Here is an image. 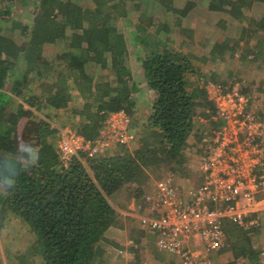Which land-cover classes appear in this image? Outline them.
Returning a JSON list of instances; mask_svg holds the SVG:
<instances>
[{"label": "trees", "instance_id": "16d2710c", "mask_svg": "<svg viewBox=\"0 0 264 264\" xmlns=\"http://www.w3.org/2000/svg\"><path fill=\"white\" fill-rule=\"evenodd\" d=\"M10 1L0 0L1 19L10 18ZM129 1L93 0L94 6L84 7L79 0H36L34 22L19 24L26 37L23 43L0 28V229L8 217L18 218L35 236L30 255L40 257L36 264H97L107 231L119 223L120 210L133 202L140 206L146 198L151 173L164 166L184 172L189 139L197 128L210 131V137L196 135L193 147L200 144L203 149L225 123L207 88L209 83L226 87L217 71L206 74L193 55L168 46L158 49L142 37L133 40L143 46L142 51L132 52L130 37L116 24L119 18L127 19ZM208 1L211 11L245 24L243 36L260 37L242 58L264 54V12L259 17L245 12L264 0ZM157 2L165 13L182 18L197 6V0H187L182 7L176 6V0ZM225 21L220 19L217 25L227 29ZM47 44L62 49L48 58ZM240 48V39L218 41L210 57H233ZM132 53L137 72L130 64ZM90 64L109 75L95 77ZM240 86L241 93L252 92ZM144 87L155 96L137 149L120 144L109 156L85 161L75 157L68 167L62 163L57 149L60 132L50 114L68 108L73 91L83 101L72 109V116L80 117L75 129L96 139L109 113L125 110L135 115L137 94ZM203 118L206 123L201 124ZM245 242L240 252L249 249L252 255L250 240Z\"/></svg>", "mask_w": 264, "mask_h": 264}, {"label": "built area", "instance_id": "2783aa9c", "mask_svg": "<svg viewBox=\"0 0 264 264\" xmlns=\"http://www.w3.org/2000/svg\"><path fill=\"white\" fill-rule=\"evenodd\" d=\"M207 88L225 123L199 167L203 181L182 189L171 173L156 182L148 213L140 217L142 228L156 235L158 249L176 255L180 264H215L213 252L226 246L225 221L259 227L257 214L264 211V121L249 111L250 98L237 87ZM131 122L125 110L109 113L96 139L64 128L57 141L60 160L67 167L74 157L83 161L116 145L130 146L137 138ZM261 257L264 264V250Z\"/></svg>", "mask_w": 264, "mask_h": 264}, {"label": "rangeland", "instance_id": "374dc122", "mask_svg": "<svg viewBox=\"0 0 264 264\" xmlns=\"http://www.w3.org/2000/svg\"><path fill=\"white\" fill-rule=\"evenodd\" d=\"M35 1L36 0L10 1L9 4L12 8L10 18L1 19L0 17V28L2 29V33L4 35L9 36L19 44L24 42L26 37L23 36L22 26H19V24L21 23L22 25H25L34 22L36 9ZM79 1L82 5H84V7L94 6L93 0ZM186 1L187 0H176L175 4L177 7H182ZM138 2L141 4L136 6ZM158 5L159 3L157 0L129 1V15L127 16V19L119 18L116 21L118 28L122 32H126L128 37H130L129 43L132 52L135 50L142 51L141 48L143 49V46H138L136 42H134L136 38L142 37L147 40L149 45L155 44L158 46V49H163L168 46L169 48H174L183 53L193 55V61L203 69L204 73L207 74L210 71H217L219 73L221 77L220 79L226 84L225 89L228 91H230L231 88L234 89L236 87L240 91V83L248 88H252V92H249L248 94L249 96L246 95L250 98L249 111L252 113H258V117L264 121V54L259 56L257 59H254L253 56H250L248 59L242 58L243 51H246L248 47L253 48L260 37L254 36V38H249L247 35L243 36L241 28L245 24L242 25V23L233 19L229 14L211 11L209 9L208 0H197V6L184 18L177 15L175 16L172 12L165 13V11L162 8H159ZM245 12L249 16L259 17L264 12V3L256 2L251 9H245ZM151 17L153 18L152 22L150 20ZM178 17H181V23L177 22L179 19ZM220 19L226 20L225 22L228 26L227 29L217 25V22ZM138 24L143 25L144 29H140ZM166 26L170 27V31H166ZM227 39H240L241 48L239 51L233 57L228 55L222 60L211 59L210 50L212 49L214 43ZM61 49L62 47L58 44H47L45 46L44 53L48 58H54L55 54ZM129 60L133 70L137 72V64L135 62L136 56L134 53H132V56L129 57ZM89 72L93 73L95 77L109 75L108 70L102 69L96 64H90ZM33 87H35V85H33ZM73 94V100L68 108L61 109L59 111H52L50 114V121L53 127L58 129L59 132L66 127L75 129L76 124L80 119L79 116H72V109L83 105V101L76 91H73ZM154 96L155 94L146 87H144L143 90L137 94L138 101L135 115H129L133 126L130 127L131 131L136 133L137 137L136 141L128 147L131 151H134L140 146L138 136L141 138V129L143 124L146 122L148 110ZM19 101L22 100L19 99ZM41 114L45 116V112H42ZM200 121L201 124L206 123L205 118ZM199 127L197 128L198 130L195 135L189 139L190 146L186 150L188 159L184 172L172 171L169 167L165 166L160 169H155L154 172L151 173V180L147 185V192H149L147 195L149 197L153 195L156 182L169 176L171 173H174L177 176L175 180L177 184L178 181H181V178H185V176L190 177L191 179L188 182V185L192 184L197 186L199 184H195V182L197 183L199 182V179H201L199 167L207 154L209 146L208 148L203 147V149H201L200 144L196 147H193V145L196 144L198 139L196 135L199 133H205V135L210 137V131H207V127L203 130H199ZM220 129H218L217 132ZM112 153H114L113 150L109 151L106 155L109 156ZM85 159H83V161H85ZM185 183L186 181L182 184V186H186ZM139 207L140 208L135 210L133 208L129 209L130 213H126V217L124 214L121 216L124 218L123 224H128V228L129 226L132 228H136L138 225L139 227L141 226L140 217L145 216L148 213L146 209L148 207L147 196L143 199V201H141ZM140 209L142 211H140ZM137 212L140 215L139 217L134 216ZM259 220L260 225L256 229V233L251 236V240L252 246L257 249L263 248L264 250V215L261 216ZM143 230L146 233V230ZM34 241L35 236L27 230L26 226L18 218L14 216L8 217L5 221V226L3 229H0V264L40 263V257L30 255V246L33 245ZM105 246L109 245L105 244ZM123 247L125 248H116L117 250L114 249V251H116L117 255L121 258L123 257V259H126L124 257L130 256L126 253L127 247ZM109 249L110 247H108V250ZM140 259L141 261L143 260V264H146V258ZM124 261L125 264H128L131 260L128 262L126 260ZM108 262L110 263V261ZM104 263H107V261L101 259L97 264Z\"/></svg>", "mask_w": 264, "mask_h": 264}, {"label": "crops", "instance_id": "0c3cea01", "mask_svg": "<svg viewBox=\"0 0 264 264\" xmlns=\"http://www.w3.org/2000/svg\"><path fill=\"white\" fill-rule=\"evenodd\" d=\"M151 106H152V101H151ZM151 106L149 107L148 110V116L151 111ZM118 147L119 146H114L112 150L113 151L117 150ZM202 178L203 177H201V179H199V182L197 183L194 181L195 184L199 183L197 186H199L203 181ZM190 180H191L190 177H186V176L185 178H181L182 182L178 181L177 179L178 184L181 183L180 184L181 186L185 181H186L185 184L187 186ZM186 186H182L181 188L183 189ZM147 197L149 196L147 195ZM131 208L135 210L140 207L137 202H133L129 206V209ZM129 209L120 210L121 215H120L119 223L116 226L111 227L105 235V240L103 241L104 252L101 258L107 261V263L104 264H125L124 260H126L127 262L131 260L129 261L128 264H143L142 263L143 260L141 261L140 258H146L145 260L146 264H180V260L176 255H173L171 253H166L158 249L156 245L155 234L148 231H146L145 233L144 230L141 228V226L139 227V225L136 228H132L131 226H129L128 228V224L126 225L123 224L124 218H122L121 216L124 214V216L126 217L127 215L125 214L130 213ZM146 209L148 211V208ZM140 211L142 210L140 209ZM257 215L258 218H261L260 216L264 215V211L258 213ZM134 216L139 217L140 215L137 212ZM224 226L226 231V246L220 251L213 252L212 256L215 264H261V260H262L261 252L263 248L257 249L254 246H252V248L254 249V253L252 255L250 254L249 249L245 250L246 252L245 254H242L240 252L241 251L240 249L241 247H243V244L246 246L245 241L250 240L252 245L251 236L256 232L253 231L251 234V232H248V229H245L229 220L225 221ZM105 244L109 246H105ZM123 246L127 247L126 253L127 255L130 256V257H124L126 259H123V257L121 258L120 256L117 255V252L114 251V249L117 250L118 248H125ZM108 247H110L109 250ZM108 261H110V263Z\"/></svg>", "mask_w": 264, "mask_h": 264}]
</instances>
